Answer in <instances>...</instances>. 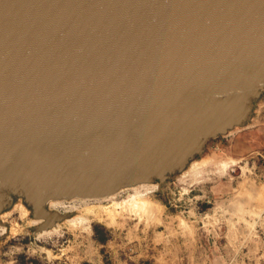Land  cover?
I'll list each match as a JSON object with an SVG mask.
<instances>
[{
    "label": "water",
    "instance_id": "95a60500",
    "mask_svg": "<svg viewBox=\"0 0 264 264\" xmlns=\"http://www.w3.org/2000/svg\"><path fill=\"white\" fill-rule=\"evenodd\" d=\"M262 90L264 0H0V212L161 186Z\"/></svg>",
    "mask_w": 264,
    "mask_h": 264
},
{
    "label": "rangeland",
    "instance_id": "374dc122",
    "mask_svg": "<svg viewBox=\"0 0 264 264\" xmlns=\"http://www.w3.org/2000/svg\"><path fill=\"white\" fill-rule=\"evenodd\" d=\"M47 208L68 218L39 232L43 220L11 196L0 264H264V90L246 124L209 139L165 184Z\"/></svg>",
    "mask_w": 264,
    "mask_h": 264
},
{
    "label": "trees",
    "instance_id": "16d2710c",
    "mask_svg": "<svg viewBox=\"0 0 264 264\" xmlns=\"http://www.w3.org/2000/svg\"><path fill=\"white\" fill-rule=\"evenodd\" d=\"M99 240L102 241V242L105 241L104 238H101V239H99Z\"/></svg>",
    "mask_w": 264,
    "mask_h": 264
},
{
    "label": "bare ground",
    "instance_id": "6f19581e",
    "mask_svg": "<svg viewBox=\"0 0 264 264\" xmlns=\"http://www.w3.org/2000/svg\"><path fill=\"white\" fill-rule=\"evenodd\" d=\"M140 196V195H139ZM144 196V195H143ZM133 198V197H132ZM133 199H135V198H133ZM138 199V198H137ZM139 201V200H138ZM130 202V201H129ZM139 202H141V201H139ZM135 206V205H134ZM143 206V205H142ZM141 209V208H140Z\"/></svg>",
    "mask_w": 264,
    "mask_h": 264
}]
</instances>
